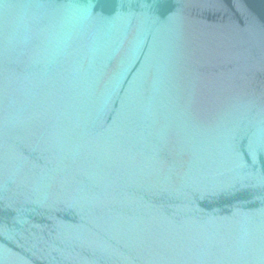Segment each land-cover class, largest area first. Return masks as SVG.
I'll return each mask as SVG.
<instances>
[{
    "label": "water",
    "instance_id": "1",
    "mask_svg": "<svg viewBox=\"0 0 264 264\" xmlns=\"http://www.w3.org/2000/svg\"><path fill=\"white\" fill-rule=\"evenodd\" d=\"M0 264H264V0H0Z\"/></svg>",
    "mask_w": 264,
    "mask_h": 264
}]
</instances>
